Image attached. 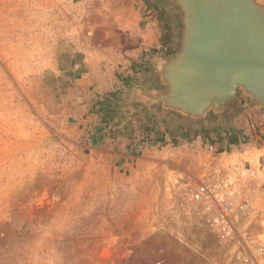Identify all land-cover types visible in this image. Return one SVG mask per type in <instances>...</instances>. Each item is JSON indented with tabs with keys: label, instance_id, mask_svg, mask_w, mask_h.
<instances>
[{
	"label": "rangeland",
	"instance_id": "1",
	"mask_svg": "<svg viewBox=\"0 0 264 264\" xmlns=\"http://www.w3.org/2000/svg\"><path fill=\"white\" fill-rule=\"evenodd\" d=\"M183 14L0 0V264H243L175 181L209 145L262 153L264 107L243 88L195 117L150 100Z\"/></svg>",
	"mask_w": 264,
	"mask_h": 264
},
{
	"label": "water",
	"instance_id": "2",
	"mask_svg": "<svg viewBox=\"0 0 264 264\" xmlns=\"http://www.w3.org/2000/svg\"><path fill=\"white\" fill-rule=\"evenodd\" d=\"M175 1L184 9L183 21L185 30L182 42L174 56L160 61L159 70L163 88L153 96H149L150 100L160 103L165 109L195 117L204 115L209 110H223L233 100L237 90L243 88L252 97L254 102L264 107V0H236L241 2L239 12L246 16L248 26H253L250 20H254V15L257 17L260 25L258 29L262 32L259 43L246 38L248 36L242 37V29L240 27L237 28V33L234 35L232 25L230 28H226L229 22L219 21L221 18L219 12L224 14L223 16L228 13V10L225 9L228 3H221L225 5L222 8L224 10L219 8V12L214 13L210 7L213 3L219 2L218 4H220V0ZM245 6L246 13L243 11ZM204 12L207 14L208 20L212 22V28L206 25L203 18ZM192 15H197L201 21V29L204 30L205 35H214V44L217 43V39H220L221 43H223L221 54L223 53L228 61H235L234 63H227L225 65L215 63L213 58L207 59L206 55L208 52L205 51L207 46H204L203 49L202 46L198 47L192 43H187V36L191 32L190 17ZM210 43H213V38H210ZM210 53L212 54L213 52L210 51ZM201 57L204 59L203 63L199 61ZM237 57L246 60V62L238 60ZM220 58L217 57L216 60ZM205 61L211 66H206ZM227 76H229V90L221 93V95L223 94L222 97L214 94L216 90L206 93L207 88L203 87L204 85L199 84V81H197L200 77L212 79V77ZM257 78L260 79L256 80ZM257 81H262V85ZM217 102L219 103L217 104Z\"/></svg>",
	"mask_w": 264,
	"mask_h": 264
},
{
	"label": "built area",
	"instance_id": "3",
	"mask_svg": "<svg viewBox=\"0 0 264 264\" xmlns=\"http://www.w3.org/2000/svg\"><path fill=\"white\" fill-rule=\"evenodd\" d=\"M250 152L223 154L206 146L197 174L175 184L189 209L231 246L233 258L264 264V151Z\"/></svg>",
	"mask_w": 264,
	"mask_h": 264
},
{
	"label": "bare ground",
	"instance_id": "4",
	"mask_svg": "<svg viewBox=\"0 0 264 264\" xmlns=\"http://www.w3.org/2000/svg\"><path fill=\"white\" fill-rule=\"evenodd\" d=\"M229 2H231V4H229ZM218 3H213V5L210 7V9H212V11L214 13L217 12L219 8L221 10H224L222 8L225 5H223L221 3H224V4L225 3H228V6L225 7V9L228 10V13L225 16H223L224 14H222L221 12L218 11L219 12V15L221 16V18H220L219 21L229 22L227 24L226 28H230V26L232 25L233 26V30L232 31H233V34L235 35V33H237V28L240 27L242 29V32H241L242 37L243 36H248L249 33H251L252 34V39L254 38L253 41L256 42V43H259L260 42V39H261V36H262V32L258 29V28H260L259 21H258L257 17H255L256 20H253V21L250 20V22L255 26L254 31H251L250 32V30H251V28L253 26H248L247 25L248 22L246 21L247 20L246 19V16L243 15V14H241L239 12V10L241 9V4H240L241 2L240 1H236V0L223 1V0H220V4H218ZM232 4H233V6H231L232 7L231 8L230 5H232ZM218 5H220V6H218ZM245 10H246V6L243 8V11L244 12H245ZM255 12L258 14L257 11H255ZM216 15L219 16L218 14H216ZM203 18L205 20L206 25L209 28H212V26H211L212 25V22H210V20H208L207 14L205 12L203 13ZM190 20H191V22H190V27H191L190 30H191V32L189 31L190 34L187 36V39H188L187 43L188 42H189V44L192 43L193 45H197L198 47L199 46H202L203 49H204V46H207L206 49H205V51L208 52L207 55H206L207 56V59L213 58V61L215 63H220V64L222 63V65H225L227 63H234L235 62V61H230V60L228 61V59L225 58V56L223 55V53L221 54L223 43H221L220 39H217L216 40L217 43L214 44V42H215L214 35H205L204 30L201 29V24L202 23L198 19L197 15H195V16L192 15L190 17ZM203 23H204V21H203ZM229 31H231V30H229ZM210 38H213V43H210ZM246 38H249L250 39V37H246ZM210 51L213 52V53L211 54ZM220 54L223 55V57H221ZM214 57H216V58L214 59ZM217 57L218 58L221 57V58L219 60H216ZM237 59L240 60V61L246 62V60H243L241 58L239 59L237 57ZM199 61L201 63H203L204 59L201 57V58H199ZM205 65L206 66H211L206 61H205ZM200 78H198L197 81H199V84L204 85L203 87H206L207 88L206 93L212 92V91H215L216 90V92L214 94H217V95H219V96L222 97L223 94L221 95V93H225V92H227L229 90L228 89V86H229V80H228L229 79V76H227V77H212V79H208V78L205 79L204 77H202L201 79ZM259 79L260 78H257L256 80H259ZM257 82H259L260 85H262V81L261 82L260 81H257ZM220 101H222V100H220ZM219 102H217V104ZM193 103H195V102H193ZM172 183H173V181H172Z\"/></svg>",
	"mask_w": 264,
	"mask_h": 264
},
{
	"label": "flooded vegetation",
	"instance_id": "5",
	"mask_svg": "<svg viewBox=\"0 0 264 264\" xmlns=\"http://www.w3.org/2000/svg\"><path fill=\"white\" fill-rule=\"evenodd\" d=\"M253 18H254V20H256L255 15L253 16ZM253 18H251V19H253ZM252 21H253V20H252ZM254 29H255V26L253 25V27L251 28L250 32H251V31H254ZM248 37H250V39H252V34L249 33ZM253 40H254V38L252 39V41H253Z\"/></svg>",
	"mask_w": 264,
	"mask_h": 264
}]
</instances>
